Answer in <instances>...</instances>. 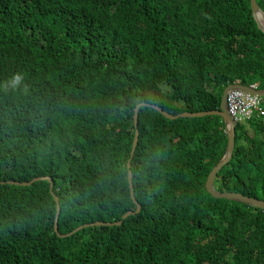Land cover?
I'll return each instance as SVG.
<instances>
[{
	"label": "trees",
	"instance_id": "trees-1",
	"mask_svg": "<svg viewBox=\"0 0 264 264\" xmlns=\"http://www.w3.org/2000/svg\"><path fill=\"white\" fill-rule=\"evenodd\" d=\"M233 83L264 89L250 0H0V264H264V211L205 188L223 120L150 107L215 111ZM256 116L217 192L264 200Z\"/></svg>",
	"mask_w": 264,
	"mask_h": 264
},
{
	"label": "water",
	"instance_id": "water-1",
	"mask_svg": "<svg viewBox=\"0 0 264 264\" xmlns=\"http://www.w3.org/2000/svg\"><path fill=\"white\" fill-rule=\"evenodd\" d=\"M250 8H251L252 18L256 22V25H257V29L264 35V11L258 6L256 0H250ZM232 90L243 91V92L248 93V94L253 95V96L264 97V89L260 90V91H256V90L250 89L246 86H243L242 84H239V83L234 84L233 83L231 85H228L226 88H224V90L222 92V97H221L219 109L215 110V111L202 112V113H197V114L182 113V114H178L176 116H170V115L162 112V110L160 108H157L155 106H150V107L156 109L166 119H169V120H173V119H177V118H184V117H191V118L205 117V116H218V117H220L224 122L228 141H227L226 150H225V153H224L222 159L212 168L211 172L209 173V175L206 179V182H205L206 191L209 194H211L215 199H225L228 201L239 202V203L245 204L247 206H250L252 208H256V209L264 211V200H260V199L253 198V197L243 196L239 193L217 192L213 186L214 180H215L218 172L221 170V168L223 166H225L230 161V159L232 157L233 149H234L235 123H234L233 119L231 118V116L229 115L227 108H226L227 94H228V92H230ZM143 106H147V104L146 103L139 104L136 107V109L134 110V125H135V127L137 126V111L140 107H143ZM137 135H138V132L135 130V135H134V139H133L132 147H131V151H130V157H129V160L126 164L127 180H128L131 198H133V192H132L131 172H130L129 168H130V159L132 157V154L134 152V149H135V146L137 143ZM39 180H46L47 182H50V180L48 178L34 179L32 182L39 181ZM19 185L25 186V185H30V183L29 184L19 183ZM56 209H57V212H56V219H55V223H54V230L55 231L57 228V219H58V211H59L57 199H56ZM138 211H139V206L137 205L136 212H138ZM127 215L128 214H125L124 218L127 217ZM115 224H120V222H117ZM95 225L102 226V225H109V223L98 222V223H95ZM83 227L84 226H80V227L76 228L74 231H78V230L82 229ZM74 231H72V232H74Z\"/></svg>",
	"mask_w": 264,
	"mask_h": 264
},
{
	"label": "built area",
	"instance_id": "built-area-1",
	"mask_svg": "<svg viewBox=\"0 0 264 264\" xmlns=\"http://www.w3.org/2000/svg\"><path fill=\"white\" fill-rule=\"evenodd\" d=\"M260 99L261 97L259 96L232 90L227 94L226 108L234 122L241 118H250L253 113L257 114L256 117H264V108L261 109L258 106Z\"/></svg>",
	"mask_w": 264,
	"mask_h": 264
},
{
	"label": "clouds",
	"instance_id": "clouds-1",
	"mask_svg": "<svg viewBox=\"0 0 264 264\" xmlns=\"http://www.w3.org/2000/svg\"><path fill=\"white\" fill-rule=\"evenodd\" d=\"M22 77L20 75H13L11 80L8 81V86L16 87L20 84Z\"/></svg>",
	"mask_w": 264,
	"mask_h": 264
},
{
	"label": "rangeland",
	"instance_id": "rangeland-1",
	"mask_svg": "<svg viewBox=\"0 0 264 264\" xmlns=\"http://www.w3.org/2000/svg\"><path fill=\"white\" fill-rule=\"evenodd\" d=\"M83 226H85V225H83ZM85 227H87V226H85ZM84 228V227H83Z\"/></svg>",
	"mask_w": 264,
	"mask_h": 264
}]
</instances>
